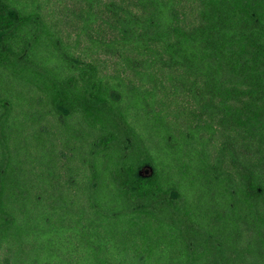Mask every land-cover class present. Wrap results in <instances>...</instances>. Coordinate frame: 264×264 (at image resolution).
Masks as SVG:
<instances>
[{
    "label": "trees",
    "instance_id": "1",
    "mask_svg": "<svg viewBox=\"0 0 264 264\" xmlns=\"http://www.w3.org/2000/svg\"><path fill=\"white\" fill-rule=\"evenodd\" d=\"M74 2L87 59L0 0V249L264 264V0Z\"/></svg>",
    "mask_w": 264,
    "mask_h": 264
},
{
    "label": "rangeland",
    "instance_id": "2",
    "mask_svg": "<svg viewBox=\"0 0 264 264\" xmlns=\"http://www.w3.org/2000/svg\"><path fill=\"white\" fill-rule=\"evenodd\" d=\"M44 2V3H43ZM40 4H45V7L42 9L46 21H48L49 26H51V30H58L59 34L64 40V43H77L78 47L75 50V53L82 58H89L86 56L82 51L85 47V39L82 37H79V26H80V20L76 19V15H74V10L79 11L81 9V6L79 4H75L74 0H66V4L68 7H66V4L63 0H40ZM69 8V9H68ZM76 14H78L76 12ZM101 61H106V65L110 64V59L106 55H100ZM109 68V66H108ZM110 69V68H109ZM7 87V84L4 85V83L0 84V92H2V88L5 90ZM21 87L19 85H12L8 88L11 92H14L16 90H19ZM60 138L58 139V143L61 146V139L62 135H59ZM62 148V147H59ZM152 170V167L147 166L144 168L143 172L145 174V171ZM149 173V172H147ZM29 174V172H26L24 175ZM21 177L24 176L22 173L20 174ZM78 207V206H77ZM33 214H38L37 211H34ZM23 224L20 222L17 223L16 230L18 231V227H22ZM38 233L35 236V239H38ZM53 236H59L57 233L52 234ZM31 238V235H25L23 236V239L20 237H16L14 235H11L10 243L4 242L2 244V247L0 249L1 254V261L3 264H15L14 262L18 259L19 263H30L32 258H39L43 261V264H57L56 260H54L51 257H48L45 249H43L40 252L34 253L35 248L34 246L38 247V243L34 240L32 243L29 241ZM33 242L36 244H33ZM53 247V246H52ZM53 249L57 250L58 247L54 246ZM19 253V255H17ZM30 253H34L33 255H30ZM16 255V256H14ZM31 258V260L29 259ZM26 261V262H25ZM48 262V263H47Z\"/></svg>",
    "mask_w": 264,
    "mask_h": 264
}]
</instances>
